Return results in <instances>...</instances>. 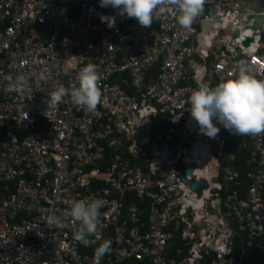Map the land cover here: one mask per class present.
<instances>
[{
    "label": "built area",
    "instance_id": "2783aa9c",
    "mask_svg": "<svg viewBox=\"0 0 264 264\" xmlns=\"http://www.w3.org/2000/svg\"><path fill=\"white\" fill-rule=\"evenodd\" d=\"M229 5L206 0L204 19L215 6L223 22L203 35L200 49L199 17L190 30L170 17L143 27L99 0H0V264H244V252L233 255L239 234L262 254L254 264H264V134L238 136L217 124L210 139L184 103L198 78L215 86L234 79L241 64L264 79L258 31L234 41L222 35L237 23L228 20ZM100 15L115 16V27ZM88 63L100 76L96 111L77 108L70 96L46 110L55 84L78 85ZM39 71L47 84L36 82ZM20 74L31 85L23 96L8 91V77ZM230 144L247 153L246 199L230 190L241 181ZM190 165L197 169L180 182ZM198 181L207 185L199 196L190 191ZM94 198L104 201L96 244L76 242L79 224L71 220L63 229L46 223L73 199ZM103 239L111 252L97 258Z\"/></svg>",
    "mask_w": 264,
    "mask_h": 264
},
{
    "label": "clouds",
    "instance_id": "9594fccd",
    "mask_svg": "<svg viewBox=\"0 0 264 264\" xmlns=\"http://www.w3.org/2000/svg\"><path fill=\"white\" fill-rule=\"evenodd\" d=\"M205 2L206 0H99L100 7L110 6L117 10L119 16L126 15L135 19L143 27H150L158 18L170 17L187 30L191 29L202 13ZM100 20L108 28H114L116 25L115 16L100 15ZM209 30L202 32V40L203 35H209ZM33 63L39 62L34 60ZM65 74H68L67 69ZM33 76L37 83H48V76L44 71L34 72ZM76 80L78 85H74L70 90L63 83L57 82L44 101L46 110L58 108L65 96H70L71 103L77 108L88 112L96 111L102 102L97 65L88 63L83 66ZM196 84L197 87L184 103L190 105L188 111L200 134L215 140L220 131L217 124L238 136L256 137L264 134V79L255 78L246 65L239 66L234 79H225L215 86H210L198 78ZM30 89L29 79L25 75L8 77L9 92L23 96ZM103 206L104 201L100 198L73 199L69 208L61 214L48 215L46 223L49 228L59 229L68 227L69 220L78 223L79 228L74 233V239L89 247L100 240V209ZM111 244L110 239L101 240L95 248V256L103 258L109 254Z\"/></svg>",
    "mask_w": 264,
    "mask_h": 264
},
{
    "label": "water",
    "instance_id": "95a60500",
    "mask_svg": "<svg viewBox=\"0 0 264 264\" xmlns=\"http://www.w3.org/2000/svg\"><path fill=\"white\" fill-rule=\"evenodd\" d=\"M230 5L227 7V12L229 14L228 20L230 17H234V22H237L234 26L233 23H228L225 29L222 31L223 36H229L233 41L240 36V34L246 30H251L253 32L259 33V44H264V29L262 28V24L264 18L262 16V0H229ZM204 9L202 13L199 15V31L195 34V39L199 41L202 40V32L206 29H212L213 25L216 26L221 25L223 20L222 16L218 13V9L215 6H210L207 10V15L209 21L204 19ZM251 23V24H250ZM252 38H246L243 43L244 46H248L252 42ZM204 46L201 42L198 47L202 48ZM238 50V48H237ZM150 159V155L148 154L144 160V163H147ZM205 163V162H204ZM215 164V162H214ZM197 169L195 165H190L187 167L184 175L179 176V181L182 183H187L186 177H191L193 172ZM207 188L205 182L198 181L193 182L190 185V191L194 192L197 196L201 194L203 190ZM231 242L227 243V247H231ZM124 264H141L135 262L133 260H127Z\"/></svg>",
    "mask_w": 264,
    "mask_h": 264
},
{
    "label": "trees",
    "instance_id": "16d2710c",
    "mask_svg": "<svg viewBox=\"0 0 264 264\" xmlns=\"http://www.w3.org/2000/svg\"><path fill=\"white\" fill-rule=\"evenodd\" d=\"M236 160L233 163V167L236 171L240 173V185L239 186H231L230 190L236 189L239 192L240 198L246 199V194L248 193V188H249V183H247L244 178L245 174L248 172V169L245 166V160L247 158V153L245 152H236ZM223 165V163H222ZM241 235V234H239ZM237 236L234 239V247H233V255L236 257H239L242 252H244V264H249L251 262L252 257L254 259H257V257L261 256L262 254L259 255H253L252 249L248 248L245 246V244L242 243L241 241V236ZM247 257H251V259H247Z\"/></svg>",
    "mask_w": 264,
    "mask_h": 264
},
{
    "label": "crops",
    "instance_id": "0c3cea01",
    "mask_svg": "<svg viewBox=\"0 0 264 264\" xmlns=\"http://www.w3.org/2000/svg\"><path fill=\"white\" fill-rule=\"evenodd\" d=\"M236 152H239L238 150H236L235 149V146H233V145H228L227 146V151H226V153L227 154H229L230 156H234V158H235V160H236V155H235V153ZM227 154H225V156H226V158L228 157V155ZM108 162H109V164L111 163V161H112V159L110 158L109 159V156H108ZM143 164H145L144 162H143ZM233 165V164H232ZM231 166V165H230ZM233 167V166H232ZM130 168L132 169V171H141V172H146V168H144V165H141V164H135V163H131L130 162ZM234 168V167H233ZM235 170V169H234ZM1 197V196H0ZM243 253V252H242ZM242 253H241V255L239 256V257H235V258H240L241 256H242ZM247 259H251V257L249 258V257H247ZM256 262V259H254L253 257H252V259H251V262H249V264H254Z\"/></svg>",
    "mask_w": 264,
    "mask_h": 264
},
{
    "label": "bare ground",
    "instance_id": "6f19581e",
    "mask_svg": "<svg viewBox=\"0 0 264 264\" xmlns=\"http://www.w3.org/2000/svg\"><path fill=\"white\" fill-rule=\"evenodd\" d=\"M202 48H204V46H201Z\"/></svg>",
    "mask_w": 264,
    "mask_h": 264
}]
</instances>
